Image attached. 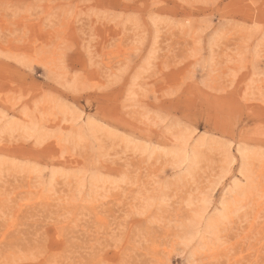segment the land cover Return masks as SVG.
I'll return each mask as SVG.
<instances>
[{
	"label": "rangeland",
	"instance_id": "374dc122",
	"mask_svg": "<svg viewBox=\"0 0 264 264\" xmlns=\"http://www.w3.org/2000/svg\"><path fill=\"white\" fill-rule=\"evenodd\" d=\"M0 264H264V0H0Z\"/></svg>",
	"mask_w": 264,
	"mask_h": 264
}]
</instances>
